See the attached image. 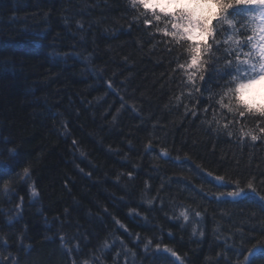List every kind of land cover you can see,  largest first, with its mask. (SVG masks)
I'll return each instance as SVG.
<instances>
[{
	"label": "trees",
	"instance_id": "trees-1",
	"mask_svg": "<svg viewBox=\"0 0 264 264\" xmlns=\"http://www.w3.org/2000/svg\"><path fill=\"white\" fill-rule=\"evenodd\" d=\"M144 15L130 0H0V264H173L158 244L183 264H244L264 241L258 196L226 202L234 187L215 182L254 179L264 196V137L241 134L259 121L227 127L228 77L196 92L186 52Z\"/></svg>",
	"mask_w": 264,
	"mask_h": 264
},
{
	"label": "snow or ice",
	"instance_id": "snow-or-ice-1",
	"mask_svg": "<svg viewBox=\"0 0 264 264\" xmlns=\"http://www.w3.org/2000/svg\"><path fill=\"white\" fill-rule=\"evenodd\" d=\"M130 3L133 8L143 9L145 25L159 28L160 23H163V35L177 45V48L173 49L178 53L177 60L186 52L187 59L179 64V68L187 73V79L196 92L206 90L204 85L214 71L221 79L226 76L227 83L235 85H220L222 94L217 103L220 110H227L233 116L232 123L227 127L234 126L237 118L241 123L256 119L259 121L258 134L256 129L242 131L241 134L250 137L253 142L264 137V126H261L264 125V105L242 103L236 99L244 88L264 80V0H130ZM222 35L227 36V39H217ZM219 61H223V64L217 67ZM197 78L200 82L199 88H196ZM212 99L213 96H210L209 100ZM225 100L228 103H225ZM192 115L196 116L198 113L192 110ZM4 167L8 169L7 165ZM28 173L29 169L25 168V178ZM215 181L220 187H234L233 191L220 194L226 202L239 203L251 193L258 196L260 210L264 212V196L259 195L254 187V179L249 180L245 189H241L239 183L234 186L228 184L223 177H215ZM260 183L264 184V179H261ZM29 187L32 197H37L35 185ZM149 203L151 204V201ZM16 207L18 210L22 209V200ZM182 215L185 220L188 219L186 214ZM260 230L264 231V227ZM150 243L145 246L146 251ZM257 249H264V241H258L247 249L244 264H250V259ZM239 251L244 252V249ZM155 254H170L175 258L173 264H183L177 253L167 246L161 250L158 244ZM13 264H19L18 259L13 258Z\"/></svg>",
	"mask_w": 264,
	"mask_h": 264
},
{
	"label": "clouds",
	"instance_id": "clouds-1",
	"mask_svg": "<svg viewBox=\"0 0 264 264\" xmlns=\"http://www.w3.org/2000/svg\"><path fill=\"white\" fill-rule=\"evenodd\" d=\"M228 79L225 80V84L227 87H234V84L227 83ZM248 95H254L257 101L261 104H264V80H261L259 86L256 91L249 93Z\"/></svg>",
	"mask_w": 264,
	"mask_h": 264
},
{
	"label": "rangeland",
	"instance_id": "rangeland-1",
	"mask_svg": "<svg viewBox=\"0 0 264 264\" xmlns=\"http://www.w3.org/2000/svg\"><path fill=\"white\" fill-rule=\"evenodd\" d=\"M260 82H261V80L256 81L254 84L249 85L248 87L244 88L243 91H244L245 97L257 100L254 95H248V94L251 93V92L256 91V89L259 86Z\"/></svg>",
	"mask_w": 264,
	"mask_h": 264
}]
</instances>
